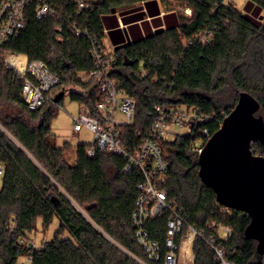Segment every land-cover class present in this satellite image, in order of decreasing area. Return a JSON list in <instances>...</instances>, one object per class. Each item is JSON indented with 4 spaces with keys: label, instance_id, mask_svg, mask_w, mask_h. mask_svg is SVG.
<instances>
[{
    "label": "trees",
    "instance_id": "obj_1",
    "mask_svg": "<svg viewBox=\"0 0 264 264\" xmlns=\"http://www.w3.org/2000/svg\"><path fill=\"white\" fill-rule=\"evenodd\" d=\"M157 1L168 0H87L91 4L86 12L89 37L74 36L64 18L30 16L20 34L6 44L7 53L43 62L59 83L46 94L45 104L32 111L21 100V78L0 60V163L4 165L0 264H17L23 257L30 258V264H163L150 261L135 238L132 214L141 172H124L122 157L93 143L78 145L76 162L70 165L64 156L66 147L56 145L51 131L55 108L66 93L95 114L94 107L102 99L100 77L85 82L78 74L95 69L93 42L107 51L104 18L114 11L140 10L142 4L157 16L153 6ZM179 1L190 10L189 16L165 21L159 33L147 29L130 46L115 50L116 63L106 73L135 102L132 124L117 130L129 148L139 142L136 133L150 129L156 106L197 109L209 118L205 126L213 135L240 93L246 92L257 100L255 115L264 122V0H246L243 10L232 0ZM143 15L125 21L136 22ZM153 23L164 24L158 17ZM129 31L137 32V25ZM193 139L191 134H178L160 142L169 165L162 184L168 200L206 236L215 235L228 260L264 264L256 241L244 233L250 217L242 211L219 212L214 191L199 174V155L190 147ZM90 146L94 147L91 157L86 154ZM252 150L264 156V142L253 141ZM54 220L59 225L51 240L35 248L29 235L38 232V224L44 233ZM166 220L164 214L146 224L150 239L161 246ZM210 220L231 228L226 240L208 227ZM191 251L193 264H219L200 238Z\"/></svg>",
    "mask_w": 264,
    "mask_h": 264
},
{
    "label": "built area",
    "instance_id": "obj_2",
    "mask_svg": "<svg viewBox=\"0 0 264 264\" xmlns=\"http://www.w3.org/2000/svg\"><path fill=\"white\" fill-rule=\"evenodd\" d=\"M89 9L91 4L87 0H0V60L21 78V100L30 110H37L45 104L48 100L46 94L58 85L59 79L43 62H29L25 55L7 53L6 44L26 27L30 16L38 20L64 18L68 30L74 36L89 37L86 28V12ZM187 12L190 14L189 9ZM103 33L106 35L105 29ZM114 51V47H107V51H103L97 42H93L95 69L89 73H79V78L87 82L100 77L102 99L94 107L95 114L86 105L79 104L78 114L71 117L73 131L91 132L94 136L93 144L98 149L122 157L124 172H141L142 181L137 184L139 195L132 222L135 238L150 261L180 264L183 252L186 256H191L192 244L200 238L213 250L219 264H235L225 257L222 243H217L215 235L206 236L197 226L190 224L184 211L168 200V192L162 188L169 165L162 155L160 142L174 135L191 134L194 136L191 150L199 155L212 136L205 126L209 118L195 108L156 106L150 129L142 134L136 133L139 139L136 147L123 145L117 130L120 126L132 124L135 102L123 90L118 89L112 79L106 77L110 66L116 63ZM86 154L93 156L94 147H87ZM3 171L4 165L0 163V176ZM232 210L221 205L219 207V212L223 215ZM164 214L167 217L166 233L161 246L158 241L150 239L146 224ZM208 227L214 229L221 240H226L232 232L231 228L214 220L208 222ZM28 263L30 264V258Z\"/></svg>",
    "mask_w": 264,
    "mask_h": 264
},
{
    "label": "water",
    "instance_id": "obj_3",
    "mask_svg": "<svg viewBox=\"0 0 264 264\" xmlns=\"http://www.w3.org/2000/svg\"><path fill=\"white\" fill-rule=\"evenodd\" d=\"M125 39L115 50L132 44L126 31ZM258 109L253 96L240 93L234 109L205 144L198 163L199 174L214 191L217 203L250 217L244 233L256 241L258 254L264 255V156L252 150L253 141L264 142V122L255 115Z\"/></svg>",
    "mask_w": 264,
    "mask_h": 264
},
{
    "label": "rangeland",
    "instance_id": "obj_4",
    "mask_svg": "<svg viewBox=\"0 0 264 264\" xmlns=\"http://www.w3.org/2000/svg\"><path fill=\"white\" fill-rule=\"evenodd\" d=\"M239 10H243L246 0H232ZM166 10H172L179 15L189 16L188 8H186L179 0H168ZM109 48V47H108ZM78 77H81L80 74ZM8 110V109H6ZM79 112V102L72 100L68 93L65 94L60 105L55 108L53 120L51 122V131L54 134L55 143L58 147L65 146L64 156L70 165L76 162L77 146L84 144H92L94 136L88 130H82L75 133L72 129V116H76ZM8 113V112H7ZM10 138L12 136L2 129ZM1 183V176H0ZM58 221L54 220L51 226L43 233L41 226L38 224V232L29 235L28 241L35 247L39 248L53 237L54 232L58 228ZM192 254V253H191ZM18 264H29L28 258L23 257L18 260ZM180 264H193V254L189 257L183 252Z\"/></svg>",
    "mask_w": 264,
    "mask_h": 264
},
{
    "label": "crops",
    "instance_id": "obj_5",
    "mask_svg": "<svg viewBox=\"0 0 264 264\" xmlns=\"http://www.w3.org/2000/svg\"><path fill=\"white\" fill-rule=\"evenodd\" d=\"M166 2L157 1L156 5H153L154 8L157 9V16H153V14L149 13V7L142 4L140 10H129L126 12L114 11L110 17L104 18V28L106 30V38L105 43L109 48L116 47L119 44H122L126 41L125 39V31L129 35L131 42L132 39L137 37H142L145 35L147 29H151V31H156L158 28H165V21L169 23H173L179 14L172 10H166ZM142 19L137 20L136 22H127L126 18H130L133 15L141 14ZM158 17L162 23H164L161 27H157L153 23V19ZM167 17V20L165 18ZM133 25H137L138 31H129Z\"/></svg>",
    "mask_w": 264,
    "mask_h": 264
}]
</instances>
